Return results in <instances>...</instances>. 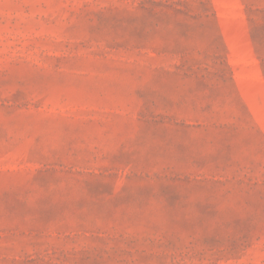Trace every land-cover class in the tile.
Wrapping results in <instances>:
<instances>
[{
	"label": "rangeland",
	"instance_id": "374dc122",
	"mask_svg": "<svg viewBox=\"0 0 264 264\" xmlns=\"http://www.w3.org/2000/svg\"><path fill=\"white\" fill-rule=\"evenodd\" d=\"M0 264H264V0H0Z\"/></svg>",
	"mask_w": 264,
	"mask_h": 264
}]
</instances>
